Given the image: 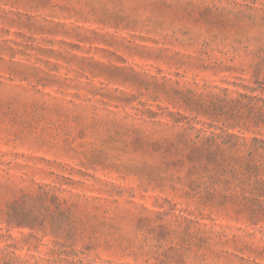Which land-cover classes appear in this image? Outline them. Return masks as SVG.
Here are the masks:
<instances>
[{"label":"rangeland","instance_id":"1","mask_svg":"<svg viewBox=\"0 0 264 264\" xmlns=\"http://www.w3.org/2000/svg\"><path fill=\"white\" fill-rule=\"evenodd\" d=\"M254 139L264 0H0V264H264Z\"/></svg>","mask_w":264,"mask_h":264},{"label":"trees","instance_id":"2","mask_svg":"<svg viewBox=\"0 0 264 264\" xmlns=\"http://www.w3.org/2000/svg\"><path fill=\"white\" fill-rule=\"evenodd\" d=\"M232 138V137H231ZM225 142V144H227ZM237 145V141L234 144V147ZM242 146H245L248 149V162L246 164V168L253 172H258L259 169L264 167V157L262 156L259 160V165L254 161L256 160L257 156L260 155L261 152L264 153V140L260 139H254L251 143L244 142ZM225 150L222 149L220 146H215V140L213 138L208 139L205 143L201 145L200 142H195L194 146L191 148V150L188 153V159L189 161L195 163L196 165H201L204 163V161L212 162L213 166L217 170H221L224 172V170H228L227 168H224V170L221 168L222 162L219 161V155L224 153ZM206 165L202 166L205 168ZM251 176H253L251 174ZM258 178V177H254ZM252 178H249L247 180H251ZM256 185L253 186V191L258 194H264V190H262L259 186V183L256 181ZM194 186V183L190 184V188ZM231 184H226V188L229 189ZM213 189V188H212ZM223 189V188H222ZM197 189H194L195 191ZM214 190L211 192H207L206 197L204 198V201L202 202L204 205H213L214 207L220 208L223 207L224 203L220 200H216Z\"/></svg>","mask_w":264,"mask_h":264}]
</instances>
